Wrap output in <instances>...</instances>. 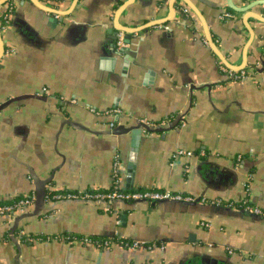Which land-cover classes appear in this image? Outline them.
<instances>
[{
    "label": "crops",
    "instance_id": "crops-1",
    "mask_svg": "<svg viewBox=\"0 0 264 264\" xmlns=\"http://www.w3.org/2000/svg\"><path fill=\"white\" fill-rule=\"evenodd\" d=\"M36 1L41 9L34 0L0 5V18L13 6L0 29V203L40 186L45 199L0 218V264H264V220L240 206L264 209V24L244 19L264 16V0H186L195 13L179 0L172 21L129 34L121 50L116 29L165 18L170 0ZM46 10L69 14L58 21ZM226 11L234 17L219 20ZM243 63L246 77L227 81L221 67ZM141 119L170 125L146 134ZM114 161L122 190L197 200L46 197L108 191ZM215 200L239 205L226 212ZM66 235L151 248L97 249Z\"/></svg>",
    "mask_w": 264,
    "mask_h": 264
},
{
    "label": "built area",
    "instance_id": "built-area-1",
    "mask_svg": "<svg viewBox=\"0 0 264 264\" xmlns=\"http://www.w3.org/2000/svg\"><path fill=\"white\" fill-rule=\"evenodd\" d=\"M12 4L7 3L6 9L2 12L1 18H0V29H5L10 22V16L12 13ZM182 13H187L188 10L186 8H179ZM234 17L233 13L230 11L223 12L219 16V20L228 21ZM203 42L206 44V41L203 40ZM115 45L116 50L123 49L125 45V35L122 31H118L115 35ZM12 52V49L8 48L5 53L8 54ZM221 71L224 72L226 80L231 82H240L246 77L245 71H239V72H233L228 69H225L224 67H221ZM118 113L117 110H109L108 114L113 115ZM139 124L147 127L150 130H154L157 128H167L170 124L166 120L159 122L158 124H154L151 122H148L146 120H138ZM110 127H113V123L109 124ZM142 129V128H141ZM144 131V130H143ZM192 152H183L181 150H177L174 153V157H190L192 156ZM201 156L204 154L201 153ZM119 170L120 165L118 162L114 161L113 167H112V186L108 191H99V190H93V191H78V192H56L51 197L52 200L58 201V200H89V201H120V202H129V203H162V202H184V203H191L193 201H196L197 199L182 195L179 193H171L168 191H153V190H122L120 188L119 184ZM35 200L34 194H29L25 197L18 198L16 201L12 202L11 204H3L0 206V218H7V222H10L16 212L22 211L29 205H31ZM200 203H207L206 200L200 199L198 200ZM212 205L216 206H222L218 201H212L209 202ZM239 204H233L229 203L227 205H224L222 207L225 208H231L234 206H238ZM240 206H242L243 210L247 212L248 214L264 217V209L251 206L246 203L244 200ZM49 237L39 238V236H26V240L28 242H39V241H48ZM65 242L67 243H80L82 245H90L97 249H108L111 245H113V242L119 245L120 248H123L125 250H135L141 247L151 248L150 245L142 244L138 241H124L121 238H116L114 241H112L109 238H91L87 236H70L66 235L63 237Z\"/></svg>",
    "mask_w": 264,
    "mask_h": 264
},
{
    "label": "water",
    "instance_id": "water-1",
    "mask_svg": "<svg viewBox=\"0 0 264 264\" xmlns=\"http://www.w3.org/2000/svg\"><path fill=\"white\" fill-rule=\"evenodd\" d=\"M7 1L8 0H0V5L5 4ZM178 1L179 0H170L168 2L167 5H168L169 14L165 18H162L160 20H156V21L149 22L148 24L143 25V26H141L138 29L137 28H119V29H116V30L122 31L125 34V43H127L126 38H128L129 34L138 33V32H141V31L147 29V28L154 27V26H158V25H162V24H165V23H168V22L172 21L173 18H174V11H175V8L177 6ZM181 1L184 2V4L187 5L195 13L194 7L191 6V4L188 1H186V0H181ZM34 4L41 9V7L38 6L39 4L37 3L36 0H34ZM127 4L128 3L123 4L120 7V9L118 10V13L121 12L122 10H124V8L127 6ZM230 8L233 9V10H236L237 12H245V11H248L249 10V9H236L233 6H230ZM42 10H44V9L42 8ZM46 11L49 12L50 14L54 15L55 17H57V20L58 21H61L65 16H67L69 14V13H66V12H58V11H52V10H46ZM249 17L255 19L260 24H264V16H244V19L246 20ZM205 34H206V39H207L208 44L214 50V45L212 43V39H211L210 34L208 33V31H206ZM3 52H4V46H3V44H2V42L0 40V57L2 56ZM222 64L225 65V66H227L228 68H231L232 67L229 64H227L226 61L223 60V59H222ZM244 67H245V64L243 63L238 68H233L234 71L233 70H231V71H233V72H239V71L244 70ZM138 125H139L140 128H142V130H144V132L146 134L149 133V132H151V131H153V130L148 129L147 127H145V126H143V125H141L139 123H138ZM44 199H45V192H44L43 188L40 186V188H38L36 190V195H35V200H34L35 205H41V204H43L44 203ZM171 203L185 204L184 202H171ZM145 204H147L149 206H154L157 203L151 202V203H145ZM219 209L222 210V211H226V212L227 211H230L228 208H219ZM245 214L247 216H250L251 218H255V219H259V220H264V217L251 215V214H248L247 212H245Z\"/></svg>",
    "mask_w": 264,
    "mask_h": 264
},
{
    "label": "trees",
    "instance_id": "trees-1",
    "mask_svg": "<svg viewBox=\"0 0 264 264\" xmlns=\"http://www.w3.org/2000/svg\"><path fill=\"white\" fill-rule=\"evenodd\" d=\"M53 194H54V192L48 194L46 197H47V198H48V197H51ZM16 200H17V199L11 200V201H9V202L0 203V206L3 205V204H11L12 202H14V201H16ZM39 238H44V237L39 236Z\"/></svg>",
    "mask_w": 264,
    "mask_h": 264
}]
</instances>
